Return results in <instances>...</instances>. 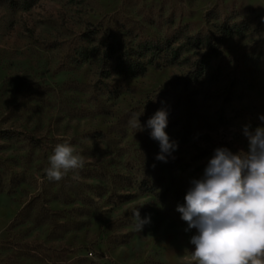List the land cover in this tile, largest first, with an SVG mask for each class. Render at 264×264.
Masks as SVG:
<instances>
[{
	"label": "rangeland",
	"instance_id": "rangeland-1",
	"mask_svg": "<svg viewBox=\"0 0 264 264\" xmlns=\"http://www.w3.org/2000/svg\"><path fill=\"white\" fill-rule=\"evenodd\" d=\"M260 115L264 0H0V264H198L177 205ZM65 141L85 166L49 181Z\"/></svg>",
	"mask_w": 264,
	"mask_h": 264
},
{
	"label": "clouds",
	"instance_id": "clouds-1",
	"mask_svg": "<svg viewBox=\"0 0 264 264\" xmlns=\"http://www.w3.org/2000/svg\"><path fill=\"white\" fill-rule=\"evenodd\" d=\"M140 115L133 114L128 121L136 131L144 130ZM168 115L161 108L146 124L150 137L159 142L155 159L165 163L174 159L178 149L165 131ZM258 118L264 122V115ZM242 134L248 150L215 149L203 177L191 182L184 204L177 205L176 211L188 226L185 231L197 230L190 243L194 245L192 260L198 264H264V124L255 129L246 124ZM85 163V157L65 141L55 145L45 172L49 181L59 182L69 172L77 179ZM132 217L137 232L150 223V217L141 218L137 208Z\"/></svg>",
	"mask_w": 264,
	"mask_h": 264
},
{
	"label": "trees",
	"instance_id": "trees-1",
	"mask_svg": "<svg viewBox=\"0 0 264 264\" xmlns=\"http://www.w3.org/2000/svg\"><path fill=\"white\" fill-rule=\"evenodd\" d=\"M208 46H209V48H210V49H212V47H211V45H210V44H209Z\"/></svg>",
	"mask_w": 264,
	"mask_h": 264
}]
</instances>
